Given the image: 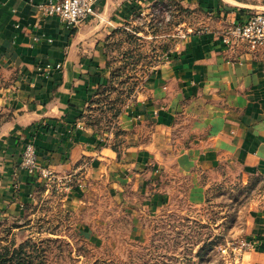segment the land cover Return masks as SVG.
<instances>
[{
    "label": "crops",
    "instance_id": "0c3cea01",
    "mask_svg": "<svg viewBox=\"0 0 264 264\" xmlns=\"http://www.w3.org/2000/svg\"><path fill=\"white\" fill-rule=\"evenodd\" d=\"M40 2L0 0V111L8 114L0 124V221L22 215L46 187L21 168L29 141L44 167L72 176L73 204L103 183L110 198L138 208L181 198L199 205L215 174L264 177V51L222 40L231 25L264 13V0H182L199 29L151 70L121 114L118 137L89 126L86 113L111 82L113 35L159 0H97L95 16L76 28L41 18ZM250 233L244 264H264L263 212Z\"/></svg>",
    "mask_w": 264,
    "mask_h": 264
},
{
    "label": "rangeland",
    "instance_id": "374dc122",
    "mask_svg": "<svg viewBox=\"0 0 264 264\" xmlns=\"http://www.w3.org/2000/svg\"><path fill=\"white\" fill-rule=\"evenodd\" d=\"M181 1L159 0L113 35L111 82L86 113L100 134L120 135L121 114L140 96L148 74L199 29V15ZM7 116L0 111V124ZM71 192L41 188L22 215L0 221V247L53 240L45 245L50 264H244L241 243L251 237L255 214H264V177L238 172L215 174L199 205L181 198L138 208L110 198L103 183L83 203H71Z\"/></svg>",
    "mask_w": 264,
    "mask_h": 264
},
{
    "label": "built area",
    "instance_id": "2783aa9c",
    "mask_svg": "<svg viewBox=\"0 0 264 264\" xmlns=\"http://www.w3.org/2000/svg\"><path fill=\"white\" fill-rule=\"evenodd\" d=\"M97 0H42L37 5L41 18L56 17L64 25L76 28L90 17L95 16ZM223 43L228 47L246 46L251 52L264 51V13H255L244 23L231 25L222 36ZM61 65L57 69H61ZM53 70L51 65L45 72ZM21 168L31 175L39 176L46 181V186H56L57 189L70 193L74 189L72 176H60L48 167H44L38 157L34 142L25 144L21 156ZM82 189V183H76ZM254 249V244L245 240L241 243L240 251L244 254Z\"/></svg>",
    "mask_w": 264,
    "mask_h": 264
},
{
    "label": "trees",
    "instance_id": "16d2710c",
    "mask_svg": "<svg viewBox=\"0 0 264 264\" xmlns=\"http://www.w3.org/2000/svg\"><path fill=\"white\" fill-rule=\"evenodd\" d=\"M52 242L48 239L38 243L28 241L17 248L15 245L0 247V264H50L45 256V245Z\"/></svg>",
    "mask_w": 264,
    "mask_h": 264
}]
</instances>
